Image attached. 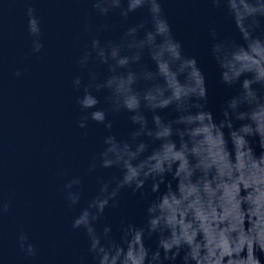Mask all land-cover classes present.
<instances>
[{
	"label": "clouds",
	"instance_id": "9594fccd",
	"mask_svg": "<svg viewBox=\"0 0 264 264\" xmlns=\"http://www.w3.org/2000/svg\"><path fill=\"white\" fill-rule=\"evenodd\" d=\"M90 2L100 15L115 12L122 22L141 8L149 13L127 24L118 40L94 35L79 62L86 66L94 53L107 71L103 78L90 71L83 85L79 76L73 79L77 90L83 87L78 104L86 113L78 126L92 120L108 132L89 171L118 170L100 179L97 194L72 223L85 230L94 264H264V0H210L237 34L221 38L210 30L218 84L232 90L216 110L209 107L205 73L174 37L162 0ZM27 16L38 53L39 18L31 6ZM96 93H106V106L98 107ZM121 114L130 125L123 137L112 131ZM80 184L73 178L65 188ZM125 189L139 193L143 223H122L118 239L111 225L98 232L96 222L106 209L120 207ZM67 198L76 205L79 192ZM8 207L0 202V214ZM19 246L35 255L23 233ZM78 264H86L85 257Z\"/></svg>",
	"mask_w": 264,
	"mask_h": 264
},
{
	"label": "water",
	"instance_id": "95a60500",
	"mask_svg": "<svg viewBox=\"0 0 264 264\" xmlns=\"http://www.w3.org/2000/svg\"><path fill=\"white\" fill-rule=\"evenodd\" d=\"M29 6L39 18L43 48L38 53L32 52L28 33ZM162 7L184 52L197 57L206 76L209 107L216 110L232 90L218 84L210 30L215 27L221 38L237 35L231 21L210 0H162ZM148 17L144 7L122 22L115 12L100 15L90 0H0V202L9 205L0 214V264H78L81 256L94 264L85 230L74 229L72 223L97 194L100 179L118 170L89 171L108 132L92 120L86 128L78 126L86 113L78 104L83 87L77 90L73 79L79 76L83 85L90 71L101 78L107 71L94 53L86 66L79 62L91 50L94 35L102 42L115 41L127 24ZM144 62L154 67L147 56ZM96 94L101 98L98 107L106 106V93ZM129 127L126 115L114 118L112 131L118 136H126ZM73 178L81 184L65 188ZM69 191L79 192L78 204L69 202ZM120 201L119 208L106 209L96 222L98 232L111 225L117 239L122 223L144 220L139 193L122 190ZM21 233L35 246V255L21 250ZM154 240L147 243L154 247Z\"/></svg>",
	"mask_w": 264,
	"mask_h": 264
}]
</instances>
